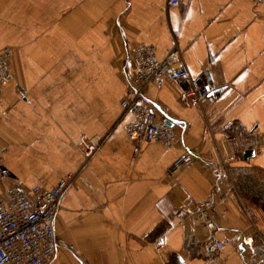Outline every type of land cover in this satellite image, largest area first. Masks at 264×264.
Wrapping results in <instances>:
<instances>
[{
    "label": "crops",
    "instance_id": "1",
    "mask_svg": "<svg viewBox=\"0 0 264 264\" xmlns=\"http://www.w3.org/2000/svg\"><path fill=\"white\" fill-rule=\"evenodd\" d=\"M140 44L160 59L177 44L175 67L209 70L215 92L193 104L179 82L147 85L143 102L179 141L134 156L122 101ZM4 48L13 56L0 90V187L74 178L53 264H264V0H0ZM184 151L195 161L172 172ZM207 199L210 225L178 220Z\"/></svg>",
    "mask_w": 264,
    "mask_h": 264
},
{
    "label": "built area",
    "instance_id": "2",
    "mask_svg": "<svg viewBox=\"0 0 264 264\" xmlns=\"http://www.w3.org/2000/svg\"><path fill=\"white\" fill-rule=\"evenodd\" d=\"M180 0H168L169 7H177ZM178 46L174 44L164 59L158 58L153 46L140 44L133 53L136 73L130 83V92L122 101L124 110L133 115L126 126V135L133 145L134 156L138 155L144 144L154 142L171 146L179 141L178 133L166 123L157 119L156 113L143 102L144 90L151 83L164 80L179 82L184 86V93L193 104H200L215 92L212 75L203 70L191 75L185 68L175 67ZM13 50H0V90L12 79L11 59ZM26 91L22 88V93ZM99 141L93 140L86 145L85 156L90 158L97 149ZM5 148L0 149V181L9 176L3 166ZM195 161L191 151H184L173 163L174 172L183 165ZM223 165L231 163L230 158L222 160ZM69 175L60 180L53 189L34 186L29 192L19 186L0 187V264H53L59 245L66 246L58 240L55 219L60 200L73 183ZM214 206L212 199L199 202L195 208H185L177 216L179 221L196 218L205 225H210L209 213ZM192 238H188L185 247L193 249ZM215 247L222 250V242Z\"/></svg>",
    "mask_w": 264,
    "mask_h": 264
},
{
    "label": "water",
    "instance_id": "3",
    "mask_svg": "<svg viewBox=\"0 0 264 264\" xmlns=\"http://www.w3.org/2000/svg\"><path fill=\"white\" fill-rule=\"evenodd\" d=\"M253 154H254V151L252 149H248L245 151L244 157L248 158V157L252 156Z\"/></svg>",
    "mask_w": 264,
    "mask_h": 264
}]
</instances>
